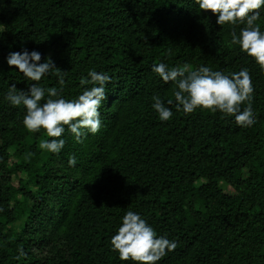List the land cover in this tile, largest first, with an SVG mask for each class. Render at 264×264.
<instances>
[{"label":"trees","instance_id":"trees-1","mask_svg":"<svg viewBox=\"0 0 264 264\" xmlns=\"http://www.w3.org/2000/svg\"><path fill=\"white\" fill-rule=\"evenodd\" d=\"M0 264H264V0H0Z\"/></svg>","mask_w":264,"mask_h":264}]
</instances>
